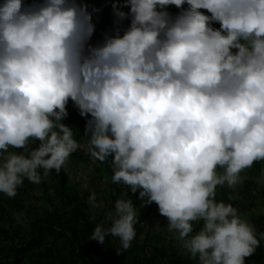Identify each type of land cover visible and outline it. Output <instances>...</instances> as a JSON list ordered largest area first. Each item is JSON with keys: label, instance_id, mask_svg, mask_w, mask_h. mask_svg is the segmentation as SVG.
I'll use <instances>...</instances> for the list:
<instances>
[{"label": "clouds", "instance_id": "1", "mask_svg": "<svg viewBox=\"0 0 264 264\" xmlns=\"http://www.w3.org/2000/svg\"><path fill=\"white\" fill-rule=\"evenodd\" d=\"M124 5L130 12L114 5L115 35L93 46L92 15L77 0L0 2V193L14 198L25 180L39 185L65 168L81 147L63 123L71 100L91 116L90 160L111 157V181L158 205L181 255L245 264L260 241L217 186L235 192L264 161V0ZM171 5L182 9L175 17ZM88 203L103 207L95 190ZM112 204L89 239L117 237L127 250L137 207L126 192Z\"/></svg>", "mask_w": 264, "mask_h": 264}, {"label": "trees", "instance_id": "2", "mask_svg": "<svg viewBox=\"0 0 264 264\" xmlns=\"http://www.w3.org/2000/svg\"><path fill=\"white\" fill-rule=\"evenodd\" d=\"M32 2L33 0H24L26 7ZM77 2L92 15L95 32L89 43L93 46L102 44L106 35H115L114 5L122 11L130 12V8L124 5V0H77ZM187 8L188 5L185 4L184 9ZM165 10L172 17L182 11L174 5L168 6ZM202 11L210 15L206 10ZM130 23V17L121 22L119 25L121 35ZM212 26L220 27L219 23ZM66 107L68 116L63 123L73 129L74 138L81 145L70 157L76 161L92 162L87 153L89 136L86 131L87 120L91 119V116H81L79 109L71 100ZM38 146L39 141L30 145L32 148ZM110 160L111 157L101 163L99 170L103 173L99 180L106 183L108 189L104 197L110 199V208L114 207L112 204L114 200L124 196V192L138 208L141 200L139 190L133 194L130 187L111 181L113 172ZM246 171L250 177L245 178L244 185L238 187L235 192L226 186H217V200L230 202L241 213L247 214V219L254 226L260 242L254 253L245 258V264H264V239H261V233H264V213L252 211L259 195L255 179L264 176V161L255 162L253 167ZM78 187L69 184L63 168L59 173L53 170L48 180H43L39 185L25 180L14 198L0 193V264H196L187 256L181 255V249L177 247L173 233H169L168 238L163 236V232H167L166 228L161 229L165 223H160L159 227L155 228L149 219L144 225L143 218L155 209V203L147 204L143 214L137 215L136 238L129 249H121L117 237H107L104 244L89 239L96 224L104 220L105 215L92 214L93 209L88 203L91 193L80 185ZM230 194L237 195L238 198L229 201ZM261 194L264 198V190ZM16 213L23 214L22 223H17L14 215ZM194 228L198 230L199 225H195Z\"/></svg>", "mask_w": 264, "mask_h": 264}, {"label": "rangeland", "instance_id": "3", "mask_svg": "<svg viewBox=\"0 0 264 264\" xmlns=\"http://www.w3.org/2000/svg\"><path fill=\"white\" fill-rule=\"evenodd\" d=\"M100 169H101L100 162H95V163L81 162L74 160L72 157H69V160L64 168L65 173L69 179L70 185L72 186L75 185L77 187L80 185L81 188L86 189L90 193L93 190L96 191L97 201L102 203L103 207L102 208L98 207L96 209H93L92 214L94 216L106 215V213L110 210V204H111L110 199L108 197H104L105 195H107L108 189L106 183L99 180V176H102L103 174L101 173L102 171L99 172ZM242 175L245 178L250 177L247 171H245ZM48 178L45 180H48ZM255 186L259 195L255 203V206L252 208V211L255 213H264V198H262L263 196L261 194V192L264 190V176L255 179ZM146 207L147 204H144V201L140 200L137 208V215L139 213L143 214V211L146 209ZM154 208L155 209L153 211L146 214V216L143 218L144 225L147 224L148 220L150 219L155 228H158L160 223H165L161 229L163 228L167 229V224H168L167 219L159 214L158 205L154 206ZM138 210H141L142 212H138ZM169 233L170 232H168L167 230L166 233L163 232V236L165 238H168Z\"/></svg>", "mask_w": 264, "mask_h": 264}]
</instances>
